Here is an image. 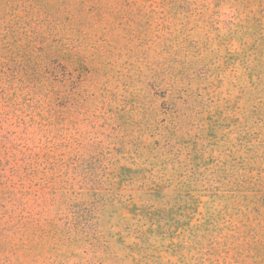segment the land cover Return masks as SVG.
I'll list each match as a JSON object with an SVG mask.
<instances>
[{
	"label": "rangeland",
	"instance_id": "374dc122",
	"mask_svg": "<svg viewBox=\"0 0 264 264\" xmlns=\"http://www.w3.org/2000/svg\"><path fill=\"white\" fill-rule=\"evenodd\" d=\"M0 264H264V0H0Z\"/></svg>",
	"mask_w": 264,
	"mask_h": 264
}]
</instances>
